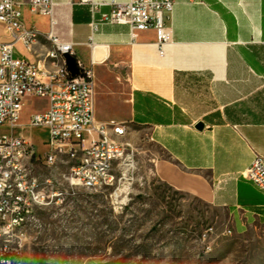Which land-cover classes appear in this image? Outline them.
I'll return each mask as SVG.
<instances>
[{
	"label": "crops",
	"instance_id": "obj_1",
	"mask_svg": "<svg viewBox=\"0 0 264 264\" xmlns=\"http://www.w3.org/2000/svg\"><path fill=\"white\" fill-rule=\"evenodd\" d=\"M54 1L53 25L22 6L24 26L38 36L17 54L42 61L49 30L70 42L92 71L97 122L142 129L167 155L171 179L222 209L235 233L264 227V192L242 175L264 157V0H174L161 50L154 29L127 24L100 22L90 40V22L110 5L92 15L80 0ZM26 102L14 134L35 142L26 122L38 109Z\"/></svg>",
	"mask_w": 264,
	"mask_h": 264
},
{
	"label": "rangeland",
	"instance_id": "obj_2",
	"mask_svg": "<svg viewBox=\"0 0 264 264\" xmlns=\"http://www.w3.org/2000/svg\"><path fill=\"white\" fill-rule=\"evenodd\" d=\"M25 100L27 110L45 105ZM33 129L34 173L59 183L64 198L36 209L24 229L23 264H264V227L232 231L222 209L171 179L167 155L139 127L126 124L120 140L130 145L113 165V182L92 188L64 180L76 162L69 155L46 165L44 134Z\"/></svg>",
	"mask_w": 264,
	"mask_h": 264
},
{
	"label": "built area",
	"instance_id": "obj_3",
	"mask_svg": "<svg viewBox=\"0 0 264 264\" xmlns=\"http://www.w3.org/2000/svg\"><path fill=\"white\" fill-rule=\"evenodd\" d=\"M90 5L93 15L101 5L109 4L110 10L90 22L93 32L100 22L127 24L134 29H154L162 49L170 39V29L164 20L170 13L174 0H80ZM32 13L51 17L54 0H0V126H14L27 97L46 101L45 107L32 112L26 125L46 129L48 147L42 160L49 164L51 156L81 155V148L91 149V159H83L82 168H70L64 177L69 186L87 188L110 185L107 170H112L116 161L127 156L129 142L120 140L126 133L123 123L114 120L97 122L94 117V83L92 71L80 61V73L70 78L69 71H57V61H51V53L73 54L70 42L63 41L53 31L45 33L50 45L45 49L42 61L18 55L21 49L31 51L38 31L25 27L22 6ZM21 47V48H20ZM74 55V54H73ZM33 159L36 156L33 143L14 133H0V264H23L22 246L24 229L33 225L36 218L27 217V209L42 208L57 202L62 196L58 185L47 181L41 191L29 190L34 173ZM85 161H95L97 171H88ZM242 175L257 184L264 192V157L255 155ZM8 188H17L21 202H13ZM64 196H62V199Z\"/></svg>",
	"mask_w": 264,
	"mask_h": 264
},
{
	"label": "bare ground",
	"instance_id": "obj_4",
	"mask_svg": "<svg viewBox=\"0 0 264 264\" xmlns=\"http://www.w3.org/2000/svg\"><path fill=\"white\" fill-rule=\"evenodd\" d=\"M51 61H57V71H64L65 69V60L63 55L59 53H51ZM70 157L76 159L75 164L72 166L74 169H81L83 159H91V149L90 148H81V155H69ZM56 156H51V160L48 165L54 163ZM121 162V161H120ZM85 168L88 171H97V164L95 161H85ZM112 170H107V178L113 179ZM1 178V170H0ZM50 179L48 177L39 180L38 178L32 179V182L29 183V190L41 191L46 187L47 181ZM8 195L13 196V202H21V193H18L17 188H8ZM37 208L27 209V217L34 218V214ZM2 260V253H0V262Z\"/></svg>",
	"mask_w": 264,
	"mask_h": 264
},
{
	"label": "water",
	"instance_id": "obj_5",
	"mask_svg": "<svg viewBox=\"0 0 264 264\" xmlns=\"http://www.w3.org/2000/svg\"><path fill=\"white\" fill-rule=\"evenodd\" d=\"M64 60L67 70L69 71V77H75L80 73V69L77 65V59L73 54L64 53ZM202 123H198L197 127H201Z\"/></svg>",
	"mask_w": 264,
	"mask_h": 264
}]
</instances>
